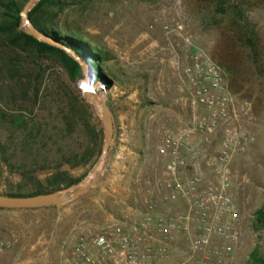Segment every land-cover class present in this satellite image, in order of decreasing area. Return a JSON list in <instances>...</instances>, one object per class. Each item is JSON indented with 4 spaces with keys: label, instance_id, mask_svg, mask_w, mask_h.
Returning a JSON list of instances; mask_svg holds the SVG:
<instances>
[{
    "label": "rangeland",
    "instance_id": "374dc122",
    "mask_svg": "<svg viewBox=\"0 0 264 264\" xmlns=\"http://www.w3.org/2000/svg\"><path fill=\"white\" fill-rule=\"evenodd\" d=\"M62 1L66 5L55 19L60 34L67 30L111 57L101 66L111 87L98 98L111 113L114 141L98 182L74 202L60 208L0 210V264H69L84 230L139 215L146 190L166 165L167 158L158 153L162 133L188 131L201 117L202 111L190 105L182 76L194 51L206 53L223 71L238 124L254 138L231 165L235 182L242 185L237 196L244 209L243 245L235 264H245L254 248L263 252L264 231L254 233L250 224L253 213L264 206V0ZM235 21L252 25L256 53L238 43ZM8 55L16 67L31 72L29 88H38L39 95L34 104L29 95L21 97L22 85L0 80V139L5 144L0 194L44 189L46 179L56 173L81 181L99 158L102 123L91 106L97 120L89 128L74 112L69 114L77 87L56 65L33 53ZM16 112L23 113L25 126L13 134ZM93 127L100 136L91 144ZM218 144L219 136L210 152ZM4 158L23 169L24 177L11 173ZM40 169L46 171L35 173ZM176 246L181 249V244Z\"/></svg>",
    "mask_w": 264,
    "mask_h": 264
},
{
    "label": "built area",
    "instance_id": "2783aa9c",
    "mask_svg": "<svg viewBox=\"0 0 264 264\" xmlns=\"http://www.w3.org/2000/svg\"><path fill=\"white\" fill-rule=\"evenodd\" d=\"M183 41L191 46L189 38ZM182 76L201 117L188 131L162 133L158 153L167 162L146 190L139 215L84 230L69 264H235L243 213L234 195L242 185L231 165L254 138L240 128L223 71L206 53L192 52ZM217 136L218 148L210 152Z\"/></svg>",
    "mask_w": 264,
    "mask_h": 264
},
{
    "label": "trees",
    "instance_id": "16d2710c",
    "mask_svg": "<svg viewBox=\"0 0 264 264\" xmlns=\"http://www.w3.org/2000/svg\"><path fill=\"white\" fill-rule=\"evenodd\" d=\"M27 1L28 0H0V80L16 84V87L22 85L21 88H19L21 97L25 99L29 95L35 104L39 95V90L37 88L31 91L29 88L33 75L29 71L24 72L16 67L13 59L8 55L9 52L15 54L33 53L40 59H47L61 69L65 73L68 81L73 85H76V82L81 77V71L79 66L68 57L64 50L40 43L18 30L20 25V13ZM65 5L66 2L62 0H42L29 13L28 17L30 23L38 32L46 36L52 42L72 52L79 59L88 64L91 71L95 72L94 82H102L106 85H111L101 69L103 64L111 60L109 53L91 47L88 43L82 41L80 37L67 30L61 35L60 32L62 31L56 29L55 19L58 13L57 11H61ZM237 14H240V12L238 11ZM234 28L240 46L249 53H256V34L250 22L235 21ZM4 49H6V52ZM227 71L230 72L231 67ZM36 80H38L37 77ZM68 110L69 114L70 110L74 112V116L76 114L78 120L84 122L86 128H89L90 124L92 125V123H95L97 120L91 107L80 99V91L78 88L76 89V96L69 102ZM11 120L13 134L20 132V129L25 126V117L21 112H16ZM99 136L100 132L96 133L95 127H93L90 133L91 144H94ZM4 147L5 144L0 139V156L2 157L5 154L3 151ZM3 160L6 168L11 173L17 172L21 177H24L23 169H15L9 164L6 158ZM45 171V169H40L36 170L35 173ZM64 177L65 175L62 173L51 175L45 181L47 187L33 193H10L0 195L9 197H32L60 191L62 186L68 188L79 182V180H64ZM250 226L254 233L264 231V206L253 213ZM245 264H264V251H260L259 247L254 248L248 255Z\"/></svg>",
    "mask_w": 264,
    "mask_h": 264
},
{
    "label": "water",
    "instance_id": "95a60500",
    "mask_svg": "<svg viewBox=\"0 0 264 264\" xmlns=\"http://www.w3.org/2000/svg\"><path fill=\"white\" fill-rule=\"evenodd\" d=\"M41 1L42 0L27 1L20 13V25L18 30L40 43L64 50L68 57L79 66L81 77L76 82V86L80 91V97L86 104L93 108L97 118L102 123L103 143L96 164L87 176L75 185L53 193L32 197H9L0 195V210H38L48 207L60 208L61 206L74 202L91 190L98 182L105 169L109 151L114 141V123L111 113L104 101L98 98L99 94L105 95L111 85H106L102 82H94V77L88 64L79 59L72 52L52 42L32 26L28 15Z\"/></svg>",
    "mask_w": 264,
    "mask_h": 264
},
{
    "label": "crops",
    "instance_id": "0c3cea01",
    "mask_svg": "<svg viewBox=\"0 0 264 264\" xmlns=\"http://www.w3.org/2000/svg\"><path fill=\"white\" fill-rule=\"evenodd\" d=\"M166 162H167V159H166ZM244 188L246 189V186ZM234 198H235V202H236L239 212L244 213L243 207L239 204L237 193L234 195Z\"/></svg>",
    "mask_w": 264,
    "mask_h": 264
}]
</instances>
